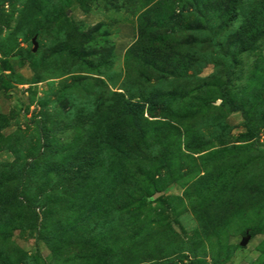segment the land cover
I'll use <instances>...</instances> for the list:
<instances>
[{"label": "rangeland", "instance_id": "1", "mask_svg": "<svg viewBox=\"0 0 264 264\" xmlns=\"http://www.w3.org/2000/svg\"><path fill=\"white\" fill-rule=\"evenodd\" d=\"M0 264H264V0H0Z\"/></svg>", "mask_w": 264, "mask_h": 264}, {"label": "water", "instance_id": "2", "mask_svg": "<svg viewBox=\"0 0 264 264\" xmlns=\"http://www.w3.org/2000/svg\"><path fill=\"white\" fill-rule=\"evenodd\" d=\"M245 243H246V239L243 241V243H242V244L244 245Z\"/></svg>", "mask_w": 264, "mask_h": 264}]
</instances>
